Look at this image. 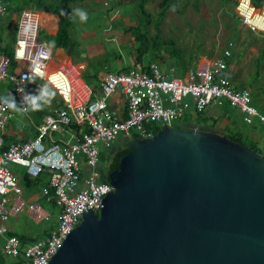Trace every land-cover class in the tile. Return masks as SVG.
Wrapping results in <instances>:
<instances>
[{"label": "built area", "instance_id": "obj_1", "mask_svg": "<svg viewBox=\"0 0 264 264\" xmlns=\"http://www.w3.org/2000/svg\"><path fill=\"white\" fill-rule=\"evenodd\" d=\"M243 1L238 3L242 21L263 31L240 10ZM246 1L248 8L261 9L251 0ZM5 10L4 0H0V13ZM40 29L36 11L23 8L13 45L17 65L14 67L11 58L0 51V82L9 80L13 84L12 94L23 114L29 113L33 98L39 100L36 86H51L65 106L47 110L36 136L7 143L5 130L12 116V103L0 92V234L7 232L4 224L23 211L36 223L52 217L38 200L23 195L20 176L11 164L25 167L34 179L47 172V184L39 187V195L59 206L60 213L56 226L35 241L23 242L16 234L4 236L1 251L13 257L15 264H48L80 223L82 214L90 209L100 212L104 195L114 190L109 181H102L100 144L110 148L121 135L151 137L154 131L149 125L173 126L188 112H203L212 104L230 103L242 113L246 124L264 123V112L254 105L249 89L235 85L236 65L229 60L232 42L222 57L190 68L183 77L176 75L173 67L166 71L153 61L145 67L106 73L99 88H95L84 79L82 66H52L53 50L40 38ZM119 89L127 96L125 117L109 106L110 97Z\"/></svg>", "mask_w": 264, "mask_h": 264}, {"label": "water", "instance_id": "obj_2", "mask_svg": "<svg viewBox=\"0 0 264 264\" xmlns=\"http://www.w3.org/2000/svg\"><path fill=\"white\" fill-rule=\"evenodd\" d=\"M123 138L114 190L48 264H264L263 154L193 123Z\"/></svg>", "mask_w": 264, "mask_h": 264}, {"label": "rangeland", "instance_id": "obj_3", "mask_svg": "<svg viewBox=\"0 0 264 264\" xmlns=\"http://www.w3.org/2000/svg\"><path fill=\"white\" fill-rule=\"evenodd\" d=\"M93 0H88L92 2ZM118 5V0H114ZM112 1L113 6H117ZM126 4L118 5L120 15L117 18H112L113 12L107 9L105 3L99 4V10L96 12H87L81 8V6L72 5V26L70 33L72 41L70 44V54L73 57V61L76 63L84 59L89 60V67L85 70L84 76L90 81H95L97 71H111L116 72L122 68L131 65V56L136 58L137 46L132 34L127 33L126 26L140 24L142 22V16L136 7V3L139 0H125ZM101 2V1H100ZM122 0H120V3ZM5 3V14L0 13V34L3 37V43L9 42V32L13 26L12 19L19 18V11L14 5H9L7 0ZM81 3V1L79 2ZM239 4L232 2H225L224 0H179L178 8H171L166 11L162 18H160V10L162 8V0H152L147 3L146 8L152 13V21L148 27L149 37L151 42H159L162 48L163 60L157 59L156 61L163 64L165 67L171 62V58L168 53L169 42H174L176 47L185 53L190 65L199 66L206 62H212L222 57L224 49L230 43H234L233 59L236 65V80L241 81L247 89L254 95L253 90L257 88L263 89L261 94L253 98L254 105L261 111L264 104V28L257 27L263 31L252 29L249 25L245 24L240 18L235 19V13L239 12ZM264 6V4H263ZM262 6V7H263ZM261 7V8H262ZM13 8V10H7ZM247 3L243 1V5L240 10L249 18V21L254 25L255 14L252 8H248ZM81 13L85 14L87 19H81ZM16 14V15H15ZM125 19L127 20L125 22ZM146 19L145 17L143 18ZM9 20V21H8ZM127 23H129L127 25ZM141 25L144 28V23ZM129 26V27H130ZM256 27V26H255ZM94 30L97 36L94 39L88 41L83 40L84 30ZM123 41L121 39L122 32ZM40 36L44 38L50 45H53L47 34V31H41ZM235 36V37H234ZM234 37V41L233 40ZM238 38V39H236ZM167 43V44H166ZM11 44V43H10ZM90 44V48L87 45ZM86 51V54L84 53ZM93 53V56H91ZM193 55L195 58H191ZM190 56V57H189ZM152 53H148L143 58L142 65L135 66H147L148 63L153 62L151 60ZM198 57V58H197ZM261 59V60H260ZM162 66V65H161ZM168 71V70H167ZM13 89V84L9 80L0 82V91H8ZM54 99L59 100V96L55 90H53ZM229 110L234 117L240 119L242 114L237 108L230 103L226 105H209L201 115L198 113L188 112L182 119H178L174 122V125L185 126L191 121V123L198 126V121H202V125L198 126L205 130L223 131L227 120H218L214 125L212 124L214 117H219L223 110ZM212 114H211V113ZM213 112H216L213 114ZM213 116V117H210ZM220 118V117H219ZM17 126H21L23 130L30 136L34 137V122L22 112H20L15 106L12 108V116L10 119ZM190 123V124H191ZM229 123V122H228ZM227 123V124H228ZM238 126H242V131L249 137L246 140V144H250L252 135H257L256 138L260 144V151L264 153V128H254L251 125L238 123ZM123 135L115 141V144L125 143ZM100 148L106 152L108 149H104L100 144ZM101 161L105 164V160ZM17 174L21 175L26 172L25 167L11 164L10 166ZM43 186V183L40 184ZM25 187L24 196H29L32 191ZM39 189V186L37 187ZM41 190H39L40 192ZM40 194H42L40 192ZM38 202L46 208L51 214V220L43 223L33 222L26 211L20 213L17 217L11 218L4 226L10 228L15 227V231L24 232L31 229V232L39 233L51 230L57 224V215L60 213V207L55 205L54 202L48 201L47 197L40 196ZM46 233V234H47ZM7 234H0V246L4 243V236ZM45 236V234H43ZM5 264H15V259L11 256L4 255Z\"/></svg>", "mask_w": 264, "mask_h": 264}, {"label": "trees", "instance_id": "obj_4", "mask_svg": "<svg viewBox=\"0 0 264 264\" xmlns=\"http://www.w3.org/2000/svg\"><path fill=\"white\" fill-rule=\"evenodd\" d=\"M23 1L26 3L31 1L33 3L32 7H35L38 10H45L46 12H50V13H53V14H56L59 16V18H60L59 30H58L56 35H49V38L52 42H54L55 47L68 48L71 44L70 28L72 26V16H73L71 4L77 0H23ZM150 1H152V0H139L136 3V7L139 11V14L142 16V22L144 23V28L141 25L142 22L140 24H136V25H133V26H130L127 28V30L130 31L132 33V35L134 36L135 42L138 44L136 58L134 59L135 65H142L143 58L148 53H152V57H151L152 61H156L157 59H163L162 48H161L160 43L159 42H153L152 43L150 40V37L148 35L149 32L147 29H148L149 25L151 24L152 17H153L152 13L146 8L147 3ZM178 1L179 0H162V8L160 10V18L163 17V15L166 13L167 10H169L171 8L177 9L178 8V6H177ZM224 1L225 2H232L234 4L239 3V0H224ZM244 1L246 3H248V1H246V0H244ZM251 1H252L253 5L256 7H262L264 4V0H251ZM62 10H63V14H62ZM253 10H255V11H253V13H256L255 19H254L256 27H263L264 28V7L262 8V10H260V9H253ZM258 10H260V12ZM144 17L146 18L145 20L143 19ZM240 18H241V16L238 13H235V19H238V23H240ZM12 34L15 37L16 29L12 31ZM234 37H233V40H234ZM236 39H238V38H236ZM234 41H236V40H234ZM2 43H3V37H2V34H0V51L7 54L11 58L12 65L15 67L17 65V63L15 62L14 57H13L12 45L10 43H6V44H2ZM167 46H168V53H169V56L171 58V62L169 64V67L170 68L173 67L175 69L176 75L183 77L190 68H193V65H190L188 63V59L185 56V53H183L182 50L177 48L174 42H169L167 44ZM227 46H229V44ZM233 48H234V43H233V47H231L232 55L229 58V60L234 61V59H233ZM223 54H224V52H223ZM263 57H264V50H263ZM191 58H195V57L193 55H191ZM143 67H145V66H143ZM234 82H235V85L238 89L246 88V86L243 83H240L241 81L237 82L236 77H235ZM53 90L54 89L49 85H46L45 89H38L37 86L35 87V91L39 95V100H38V102H36L38 105V108H36L34 110L32 107V103H31L29 106V112H31L35 115V118L38 122L41 121L42 116L47 112V109H44L42 107L43 104L53 103L56 107L65 106V103L63 102V100L61 99V97L59 96L58 93L57 94H58L60 99L59 100L54 99ZM262 90L263 89H261V88L254 89L253 90L254 95H252V97L256 98L257 95L262 93L261 92ZM10 92L13 93V89H11ZM4 98L9 100V98L5 97V95H4ZM13 101H15L14 97H13ZM226 104L227 103H225L223 105H226ZM262 110H263L262 112H264V104L262 106ZM201 113H205V112L204 111L198 112L197 115H201ZM210 117H213V116H210ZM223 117H227L229 119V124H227L225 126L223 131L221 130L222 133L226 137H228L232 141L242 143V144L246 145L247 147L252 148V149L256 150L257 152H260L261 154L264 155V153L260 151V146H259V143H257V141L250 139L249 145H247L245 143L246 140L249 139V137H247V134L242 131V128H245V127L238 126L239 122L246 124L243 121L242 116L240 117V119L237 118L236 116L234 117V115H232L231 112L229 110H226V108H225L223 110V113L220 115V118L214 117L213 123L212 124H206V125H210V126L214 125L215 123H217L218 120L222 119ZM187 122H190V121H187ZM202 123H204V122L198 121V126L202 125ZM247 125H249V124H247ZM176 126L187 128L188 126H190V124L188 123L185 126H180V125H176ZM251 126L254 128H257V127H263L264 128V123L255 122L254 124H251ZM149 127L152 128L154 131V134H156L161 128H163L165 126L154 124V125H149ZM137 137H138V134L133 135V138H137ZM10 140L11 139H9L7 137V139H6L7 143H10L11 142ZM107 149L108 150L106 152L102 151V153H101V157L103 159H106L107 156L110 155V150H109V148H107ZM128 151H129V148H128V146H126L125 148L118 151L114 155V161H113V165L110 166V171L118 166L117 165L118 159L121 156H123L124 154H126ZM110 171H108V172L110 173ZM19 176H20L21 184L26 186V188H32V187L37 188L38 186L40 187L41 183H43V185L47 184L48 173L44 172L39 178H35V179L32 178L31 176H29L26 172L24 174L19 175ZM102 181H106V182L110 181L109 176L107 175L106 177H102ZM51 192H53V190H51ZM46 233H47V231L39 232V233L9 231V234L18 235L19 238L23 242L35 241L40 236H42L43 234H46ZM0 264H5L4 256H3V253L1 251V246H0Z\"/></svg>", "mask_w": 264, "mask_h": 264}, {"label": "crops", "instance_id": "obj_5", "mask_svg": "<svg viewBox=\"0 0 264 264\" xmlns=\"http://www.w3.org/2000/svg\"><path fill=\"white\" fill-rule=\"evenodd\" d=\"M9 3H11L9 5V7L11 5H14L15 8H17V10L19 11V17L21 15V11L23 10V8H26V7H31L33 8L36 13H37V17L38 19L40 20L41 22V29H40V33L41 31H47V34L48 35H56L58 30H59V16L56 15V14H53V13H50V12H46L45 10H38L36 9L35 7H32V2L29 1V2H24L23 0H7ZM81 1V3H79ZM101 1V2H100ZM112 1L114 0H93L92 2H88V0H77L73 3V5H76V6H81V8L85 11V9L87 10V12H96L99 10V4L100 3H105L107 5V9L110 11V12H113V15H112V18H117L119 15H120V12H119V9L118 7L122 4H126V1L125 0H122V2L120 3V0H118V5L116 3L117 6H113L112 4ZM264 7V6H263ZM262 7V8H263ZM262 8L260 10H262ZM8 11L9 10H13V8H10V9H7ZM253 10V9H252ZM260 10H258L260 12ZM6 11V10H5ZM255 11V10H253ZM5 14V13H4ZM16 15V14H15ZM9 19H12V23H13V26L11 28V31L9 32V42L11 43L12 47L16 41V35L14 37V35L12 34V31L17 29V24H18V21H19V18L16 19V17H13V18H9ZM255 19V18H254ZM9 21V20H8ZM127 20L125 19V22ZM129 23H127L128 25ZM130 25L126 26V29L129 27ZM254 26L255 25V20H254ZM124 31L122 32V37L121 39L123 41H126V39H123V33ZM127 33H130L132 34L130 31L127 30ZM72 35V34H71ZM97 36V34L95 33L94 30L90 29V30H84L83 31V35H81V38H83V40H86L88 41L89 39H94L95 37ZM133 36V35H132ZM134 37V36H133ZM40 38L42 40H45L44 38H42L40 36ZM46 41V40H45ZM71 41H72V38H71ZM8 43V42H6ZM5 43V44H6ZM4 44V43H2ZM52 47V50H53V59L51 61V64L52 66L54 67H57V66H60V65H63V64H69V63H73V64H76L77 66H82L81 69H82V75L84 77V79L93 87L95 88H99L100 86V83L102 81V78L105 77L106 73H109L111 71H104V70H99L97 71L96 75L95 76V81L93 82H90L85 76V70L88 69L89 67V60L87 59H84L82 61H78V62H74L73 61V57L72 55L70 54V47L68 48H63V47H55V45H51ZM87 47L90 48V44L87 45ZM84 53L86 54V51H84ZM91 56H93V53H91ZM131 65L128 66V67H125V68H122L121 70H128L130 68H132L134 65H135V60L134 58H132L131 56ZM163 60V59H162ZM169 64H170V61H169ZM162 65V68L164 70H169V65L168 67L164 66L163 64ZM79 68V67H78ZM121 70H118V71H121ZM11 89H8V91H0L2 93V95H5V97L9 98V101L14 104L16 107H17V101H13V94L12 92H10ZM12 97V98H11ZM109 106L111 109L115 110L120 117H125L127 116V96L126 94L121 90H117V92H115L109 99ZM42 107L44 109H47L49 110L51 107L52 108H57L53 103H46V104H43ZM42 108V109H43ZM18 109V108H17ZM43 109V110H44ZM239 111V110H238ZM192 112V111H190ZM240 112V111H239ZM193 113V112H192ZM211 113V112H210ZM216 113V112H213V114ZM241 113V112H240ZM212 114V113H211ZM242 114V113H241ZM29 117V119H31L34 124H35V129H34V134L35 136L37 135V126L41 123L38 122L35 118V115L31 112H29L28 114H25ZM220 117V116H219ZM222 120H227V123L229 122V119L227 117H223ZM191 123V121L189 122ZM227 123H225V126L227 125ZM229 124V123H228ZM6 139L7 137L9 139H11L10 141L13 142V141H23V140H27L29 138H32L30 137L24 130L21 126H17L15 125L14 122H12L11 120H9L8 124H7V127H6ZM252 135V139L257 141V143L262 144L261 142H259L256 138L257 135ZM11 138H10V137ZM24 187V185H22ZM24 190H25V187H24ZM39 190L38 188H29V191H32L31 194H29V196H27V198H29L30 200H39L40 198V195H39ZM15 227L11 226L10 228L7 227V233H9V231H12V232H15ZM24 232H31V229L29 230H26ZM43 236V235H42ZM40 236V237H42ZM30 242V241H29Z\"/></svg>", "mask_w": 264, "mask_h": 264}, {"label": "flooded vegetation", "instance_id": "obj_6", "mask_svg": "<svg viewBox=\"0 0 264 264\" xmlns=\"http://www.w3.org/2000/svg\"><path fill=\"white\" fill-rule=\"evenodd\" d=\"M190 124V123H189ZM127 145L125 143H121V144H115V142L113 143V145L109 148L110 150V155L107 156L106 159H104L105 164H103V162L101 161L102 157H100V162H99V169L102 172V177H106L107 175L109 176V172L110 171V166L113 165V161H114V155L122 150L123 148H125ZM115 149V152L112 153L111 151Z\"/></svg>", "mask_w": 264, "mask_h": 264}, {"label": "clouds", "instance_id": "obj_7", "mask_svg": "<svg viewBox=\"0 0 264 264\" xmlns=\"http://www.w3.org/2000/svg\"><path fill=\"white\" fill-rule=\"evenodd\" d=\"M62 14H63V10H62ZM81 19H82V20L87 19L86 15L83 14V13H81ZM37 74H39V73H37ZM31 103H32V107H33L34 110H35L36 108H38V105H37V103H36V98H33L32 101H31ZM9 107H10V108H14L15 105H14V104H10Z\"/></svg>", "mask_w": 264, "mask_h": 264}]
</instances>
